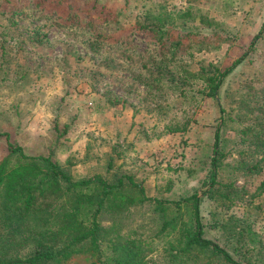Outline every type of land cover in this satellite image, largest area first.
<instances>
[{
	"label": "rangeland",
	"instance_id": "obj_1",
	"mask_svg": "<svg viewBox=\"0 0 264 264\" xmlns=\"http://www.w3.org/2000/svg\"><path fill=\"white\" fill-rule=\"evenodd\" d=\"M199 14L214 25L200 24ZM263 23L264 0H0V134L8 135L0 159L8 141L28 155L52 153L75 179L131 174L160 200L196 192L207 237L220 236L209 228L214 220L234 216L252 224L264 248V193H256L264 179V32L249 50ZM177 39L170 69L222 71L247 56L216 98L203 96L200 83L185 94L167 84L148 95L143 76ZM169 120H187V131L164 134ZM217 125V179L240 192L216 212L207 190ZM124 223V233L151 243V264H166L172 236L153 237L160 223L148 205ZM102 252L110 254L106 245ZM94 260L77 255L67 264Z\"/></svg>",
	"mask_w": 264,
	"mask_h": 264
},
{
	"label": "trees",
	"instance_id": "obj_2",
	"mask_svg": "<svg viewBox=\"0 0 264 264\" xmlns=\"http://www.w3.org/2000/svg\"><path fill=\"white\" fill-rule=\"evenodd\" d=\"M197 17L206 27L214 25L204 14ZM157 27L162 29L161 24ZM263 32L264 23L249 50ZM179 46L181 41L177 39L153 70L143 76L148 95L167 84L185 94L187 86L200 83L198 91L203 96L216 98L226 77L247 56L246 52L222 71L200 67L192 73L177 64L172 69L166 65L165 59L175 57ZM187 122L169 120L163 132L185 133ZM2 136L8 140L7 134ZM220 137L221 125H217L207 190L216 212L228 209L233 196L240 192L217 179L223 157ZM256 193H264V179ZM201 199L196 192L178 200L148 197L142 183L131 174L108 172V176L75 179L52 153L28 155L22 147L7 141V154L0 159V264H67L77 255L94 258L89 264H151V243L123 232L124 219L131 209L145 205L160 223L153 237L172 236L163 248L166 264H264V248L250 222L234 216L216 219L209 228L220 236L217 240L206 236L208 225L200 214ZM103 245L110 251L104 259Z\"/></svg>",
	"mask_w": 264,
	"mask_h": 264
}]
</instances>
